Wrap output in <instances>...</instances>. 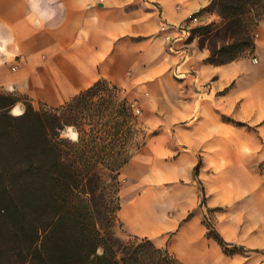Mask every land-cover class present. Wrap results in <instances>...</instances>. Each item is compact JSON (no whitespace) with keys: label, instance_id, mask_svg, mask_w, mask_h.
Segmentation results:
<instances>
[{"label":"crops","instance_id":"crops-1","mask_svg":"<svg viewBox=\"0 0 264 264\" xmlns=\"http://www.w3.org/2000/svg\"><path fill=\"white\" fill-rule=\"evenodd\" d=\"M210 1L61 0L63 23L50 30L36 26L26 0H0V25L14 41L13 57H0V92L26 82L27 93L15 96L36 109L58 107L99 78L125 95L145 92L146 112L160 118L118 174L126 232L185 264H218L222 248L205 236L206 215L225 241L257 249L264 264V15L250 49L212 64L210 50L188 40L199 23L182 30Z\"/></svg>","mask_w":264,"mask_h":264},{"label":"trees","instance_id":"trees-1","mask_svg":"<svg viewBox=\"0 0 264 264\" xmlns=\"http://www.w3.org/2000/svg\"><path fill=\"white\" fill-rule=\"evenodd\" d=\"M257 6L264 0H211L195 14L216 12L222 24L195 26L188 40L199 33L200 47L208 41L207 62H229L252 47L247 14ZM228 35L233 42L217 47L216 38ZM119 93L99 78L58 107L36 109L0 92V264H185L147 237L122 239L114 231L122 225L119 171L157 133L143 130L138 102ZM18 101L27 112L13 118L8 109ZM66 127L76 130L77 141L63 134ZM203 221L205 236L225 253L258 251L225 241L206 215Z\"/></svg>","mask_w":264,"mask_h":264},{"label":"rangeland","instance_id":"rangeland-1","mask_svg":"<svg viewBox=\"0 0 264 264\" xmlns=\"http://www.w3.org/2000/svg\"><path fill=\"white\" fill-rule=\"evenodd\" d=\"M262 10H264V6H257L256 10H252L250 11L248 15L249 19L248 22L251 24V35L254 31V28L256 25H254V22H251V20L255 19L256 14L258 15ZM201 15H199V24L197 26H205V25H212V28H215L219 25L222 24V20L219 17L218 14H216V12H206L205 14H203L202 17H200ZM257 24V23H256ZM193 28V27H192ZM214 33V32H213ZM199 33H195V41L198 44V40H199ZM216 46L219 47L221 44H225L227 45L228 43H232L233 39L228 35L225 36L224 38H216ZM199 45V44H198ZM208 45V41H205V45L207 47ZM208 48V47H207ZM120 96H127L129 98V100H134L138 102V105L141 109V112L138 113V117L140 119V122L142 124L143 130L146 133L151 134L154 131H158L157 128H153L152 127H148L147 123L153 122L155 124V122H157L160 118V115L156 112V110H151L149 113L146 112L145 110V101H146V97L147 94L145 92L139 94V95H125L122 92L119 93ZM45 106L43 104H40L39 108ZM73 127H66L63 131V134L65 136L68 137H72L73 135ZM264 163V162H262ZM261 163V164H262ZM261 167V165H260ZM204 222V221H203ZM209 222V220H208ZM205 223V222H204ZM116 235L122 239H126L128 236V233L126 232V230L124 229L123 225H116L115 229H114ZM235 245H239V244H235ZM227 249H231V247L227 248ZM262 252H264V250H262ZM217 262L218 264H258V257H261L260 253H255V252H251V253H235V254H229V253H225L223 250H219L217 251ZM249 257V258H247Z\"/></svg>","mask_w":264,"mask_h":264},{"label":"clouds","instance_id":"clouds-1","mask_svg":"<svg viewBox=\"0 0 264 264\" xmlns=\"http://www.w3.org/2000/svg\"><path fill=\"white\" fill-rule=\"evenodd\" d=\"M28 14L34 18L37 27L47 26L50 30H55L63 23V12L65 5L61 0H26ZM11 32L6 26L0 25V57L10 59L14 53L9 50L10 45L13 44ZM4 60L0 59V64ZM4 94L7 95H24L27 93V83L23 86L7 84L4 86ZM27 112V106L18 101L8 109V114L13 118H20ZM63 135V134H62ZM73 142L78 140V133L70 138ZM102 254V252H100Z\"/></svg>","mask_w":264,"mask_h":264},{"label":"built area","instance_id":"built-area-1","mask_svg":"<svg viewBox=\"0 0 264 264\" xmlns=\"http://www.w3.org/2000/svg\"><path fill=\"white\" fill-rule=\"evenodd\" d=\"M199 22V16H197L195 13H193V15L190 17L189 21L187 23H185L182 26V30H186V27L190 25V23H198ZM165 38L168 39L169 35H165ZM256 58H253V61H256ZM261 169L264 170V163L261 164Z\"/></svg>","mask_w":264,"mask_h":264}]
</instances>
